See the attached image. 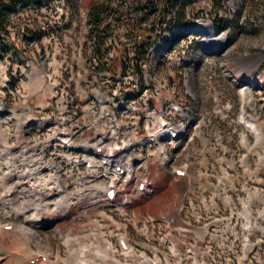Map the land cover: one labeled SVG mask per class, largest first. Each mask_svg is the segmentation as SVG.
<instances>
[{
	"label": "rangeland",
	"instance_id": "1",
	"mask_svg": "<svg viewBox=\"0 0 264 264\" xmlns=\"http://www.w3.org/2000/svg\"><path fill=\"white\" fill-rule=\"evenodd\" d=\"M146 2L149 1L40 0L36 5L27 2V6L10 12L4 33L9 53L0 55V140L17 144L25 139L35 156H41L38 151L41 136L35 130L42 128L48 117L53 118L62 105L71 110L68 114L75 125L74 137L82 135L87 115L79 114L81 104L76 96L81 89L89 104L97 95L115 93L108 107L116 117L121 113L122 100L135 107H143L145 101L155 113L160 108L165 114L170 111L173 120H178L172 112L177 106L186 116L181 121L183 135L176 138L179 147L167 148L171 161L162 165L161 172L155 170L162 168L158 161V165H153L146 146L140 144L139 154L150 166V175L145 176L139 166H134V176L136 180L146 177L149 192L138 196L134 185H126L122 193L131 203L124 206V211L100 203L83 213L74 194L63 198L60 209L55 208V197L45 199V215L41 217L45 222L31 229L49 240L52 250L46 254L43 253L46 244L44 248L42 242L41 246L33 240H24L18 229L28 224L25 218L31 216L25 215L30 210L25 208H29L31 200L29 203L27 197H22L25 204L20 202L18 206L26 214L17 217L1 205L0 225H14L17 230L8 232L25 245L22 252L18 248L3 250L11 256L8 264H23L22 255L28 256L24 264H29L38 253L46 255L48 264H64L62 260L68 252L79 244L78 248L94 246L93 251L87 252L90 264H138L137 256L142 253L151 261L159 256L164 261L170 258L171 264H189L186 250L191 245L197 257L193 264H264V0H195L182 11L181 22L174 15L161 17L159 9H144ZM97 22H100L98 29ZM192 23L196 27L202 25L203 32ZM128 26L132 28L129 30ZM137 27L148 33V39L144 35L143 40L139 37L135 40L133 30ZM182 27L188 31L186 34H182ZM204 31H208L206 38ZM219 35L225 41L221 48L215 37ZM101 59L107 64L114 62L116 73L121 72L112 78L99 65ZM243 66L247 68L243 76L257 80L250 86L247 81L235 84L229 77L230 70L236 73ZM70 68L73 77L68 75ZM184 76H189L190 94L182 86ZM243 87L250 88V103L244 113L247 118L253 117L251 124L261 128L258 139L238 121L241 110L238 93ZM121 88L128 90V94L119 93ZM10 111L18 115L15 121L10 118ZM144 112H129L125 117L132 119L139 115L135 135L146 133ZM1 158L0 171H3L5 159ZM179 166L187 174L192 173L190 180L196 182L183 185V194L169 172ZM217 174H227L220 186L213 181ZM67 183L71 191L72 184L69 180ZM226 196L231 200L229 205L225 204ZM57 212L64 216L49 221ZM222 214L231 223L221 231L207 229L205 235L200 232L204 235L202 241H195L190 232L183 231L186 225L194 223L204 231V226L213 227L215 218ZM119 234L127 236V243L135 253L131 257L121 254ZM77 235L81 240L74 243L66 239ZM107 240L118 250L105 261L94 251L95 246H103ZM12 242L7 241V245ZM171 247L179 252L178 260L170 255ZM163 260L161 264H165Z\"/></svg>",
	"mask_w": 264,
	"mask_h": 264
},
{
	"label": "bare ground",
	"instance_id": "2",
	"mask_svg": "<svg viewBox=\"0 0 264 264\" xmlns=\"http://www.w3.org/2000/svg\"><path fill=\"white\" fill-rule=\"evenodd\" d=\"M197 25H199V23L197 24ZM208 26H210L209 25V23L207 24ZM211 35H213L214 36V34L211 32ZM204 39V38H203ZM213 39V38H212ZM216 41L218 42L217 43V45H218V47L219 48H221V47H223L224 45H225V41H224V36H218V37H216ZM256 61V60H255ZM246 72H247V68L245 67V66H243L242 67V69H240V70H238L236 73H233V77H232V81L236 84V83H241L243 80L244 81H247L248 82V85L250 86V85H252L253 83H255L257 80L256 79H252V78H250V79H247L246 78V76H243V75H245L246 74ZM230 78H231V76H229ZM262 77L264 78V75H262ZM262 80V79H261ZM243 83V82H242ZM239 95L240 96H242V95H244L245 96V101L244 102H242V105H241V108L243 109V108H245L246 109V104L247 105H249V103H250V97H251V92H250V88L249 87H244V88H242L241 90H239ZM249 117V116H248ZM252 120H253V117L251 116L250 118H248V121H251L252 122ZM15 121V120H14ZM254 122V121H253ZM180 128H182L183 129V125H181V126H179ZM247 131H248V129H247ZM249 131H251L252 133H253V135H255L254 137H256L257 139L258 138H260V136L262 135V130H261V128L258 126V124H251V128H249ZM2 133V132H1ZM163 132L161 131V132H159V135H160V137L163 139L164 137H163ZM137 139H133L132 140V143H134L135 141H136ZM1 151V150H0ZM159 152L161 153V155H162V158H161V160H166V155H165V149L164 148H161L160 150H159ZM0 157H3V158H1V159H5V161H4V167L3 168H5V171H0V182H2V181H5V180H7L8 181V179H11V178H14V177H16L18 174H17V171L18 170H16V169H14V168H12V167H10L9 165H8V163L9 164H11L10 162H12V159H11V157H9V155H8V152H6V154H5V156H0ZM160 171L161 170H164V167L162 166V168H160L159 169ZM172 177H173V175H172ZM175 180V179H174ZM139 181V180H138ZM6 183H9V182H6ZM6 183H1L0 184V191L2 192V191H5L6 189H4V188H2L1 189V187L2 186H4V184H6ZM174 183H175V185L176 184H181V181L180 180H178V181H174ZM30 184H32V189H33V191H29L30 193H28V191H27V193L26 192H22L20 189H17V194H16V196H13V199H12V201L14 202V205H17L18 206V204L22 201V197L23 196H25V197H27V199H26V201H28L29 203H30V200H31V198H32V200H31V204L30 205H27V206H29L32 210H33V213H32V215H30L31 217H29V218H25V220H27L28 221V223H29V225H30V227H23V226H20V227H18V229H19V231H21L22 232V234L25 236V238H24V240L26 239L27 241H31V240H33L34 242H35V244H41V242H42V244H43V246H44V248H45V244L47 245V249L45 248V252H43V253H45L46 254V252L48 251V252H50V250H52L49 246H48V244H49V240L45 237V236H41L40 234H38V232H36V231H33L32 229H31V226H36V227H38L39 225H43L44 224V222L45 221H42V219H41V217H43L42 215H45L44 214V212H45V210H44V212H43V205H42V203H41V201H33V196H34V194H35V190H36V188H37V184L36 183H30ZM138 184V183H137ZM145 186V185H144ZM146 188V187H145ZM174 188V187H173ZM146 190H147V188H146ZM0 192V193H1ZM31 193H33L32 194V197L31 196H29ZM31 197V198H30ZM67 197V196H66ZM148 197V196H147ZM24 198V197H23ZM93 198H95V197H87L86 199H85V201L86 200H89V199H93ZM139 198V197H138ZM30 199V200H29ZM9 200H11L10 198H2L1 199V201H0V203H1V205L4 207L5 206V201L7 202V201H9ZM65 200V199H64ZM64 200H63V202H64ZM23 204H25V202H21V205H23ZM129 205V204H128ZM164 205H166L165 203H164ZM163 205V206H164ZM97 206V205H96ZM20 207V209H22V210H19V209H17V208H15V209H13V213L14 214H16V215H24V213H25V211H24V208L23 207H21V206H19ZM93 207H95V206H91V208H93ZM89 209V208H88ZM124 207L123 206H120V210H122V211H124ZM90 210V209H89ZM85 211V210H84ZM84 211H83V213H84ZM76 213H79V212H76ZM88 213H89V211H88ZM53 214V213H52ZM48 215H50L49 213H48ZM64 216V214H62V213H55V215H53V217L51 218L50 216H46L47 218H51L49 221H52V220H57V219H61L62 217ZM73 216V215H72ZM5 225V224H4ZM4 225H0V264H8L10 261H9V259L11 258V256H9V255H6L5 253H3V250L4 249H6L7 250V248H9V250H10V248H18V249H20V251L22 252V250H24V248H25V245H23L22 243H23V241H20L18 238H17V236H13L10 232H8V230H5L4 228H3V226ZM26 226V225H25ZM36 229V228H35ZM32 230V231H31ZM142 232L144 233V234H146V232H145V230H142ZM8 233H10V234H8ZM20 233V232H19ZM21 234V233H20ZM27 235H29V237L27 236ZM11 237L13 238V239H11ZM19 237V236H18ZM69 237V236H68ZM66 238V239H68L69 241H79V240H81V237H79L78 235L77 236H75L73 239L72 238ZM198 237H202L201 236V234L199 233L198 234ZM117 238L118 239H120L119 240V244L121 245V247H122V250H121V254L123 255V254H125V256H128V257H131L133 254H135L134 253V250H133V248L127 243V236L126 235H117ZM10 240V242H11V240L13 241V242H15V243H13L12 242V244H11V246H8L7 245V241H9ZM108 241V240H107ZM97 242V241H96ZM109 242V241H108ZM106 242L105 241V244L103 245V246H101V244H99V245H97V246H95V248H96V251H94V253H95V255L99 258V259H102V260H107V258L108 257H110V256H112L113 254H114V256H115V253H116V251L118 250L111 242ZM74 243V242H73ZM81 243V242H80ZM100 243V242H99ZM42 244H41V246H42ZM78 244V243H77ZM95 244V243H94ZM10 245V244H9ZM80 245V244H79ZM78 245V246H79ZM84 245V244H83ZM8 246V247H7ZM78 246L77 247H75L74 249H72V251L71 252H68V256L65 258V260H62V262L64 263V264H88V259H87V252H89V250H92L93 251V248H94V246H89V245H84V246H80L79 248H78ZM27 247V246H26ZM91 247H93V248H91ZM43 248V247H42ZM43 250V249H42ZM8 252H10V251H8ZM12 252V251H11ZM10 254V253H9ZM16 254V253H15ZM171 255L172 256H174V258L175 259H179V257H180V254H179V252H177L174 248L171 250ZM42 256V255H41ZM95 256V257H96ZM22 257H24V259L22 260V261H24V262H26L25 260H27L28 259V256L27 255H22ZM30 257V256H29ZM14 258H17L16 256L14 257ZM34 258H36L37 260H36V262H35V264H48V259H47V257H46V255H44L43 256V258H40V256L39 255H35V256H33V257H31V259H34ZM124 258V257H123ZM127 258V257H126ZM20 258H18L17 260H19ZM137 259H139L138 260V264H161V260H160V258H158V257H156L154 260H150V258H148L144 253H142V254H139L138 256H137ZM118 261V260H117ZM21 262V261H20ZM24 262H23V264H24ZM27 263V262H26ZM117 263H120L119 261L117 262Z\"/></svg>",
	"mask_w": 264,
	"mask_h": 264
},
{
	"label": "trees",
	"instance_id": "3",
	"mask_svg": "<svg viewBox=\"0 0 264 264\" xmlns=\"http://www.w3.org/2000/svg\"><path fill=\"white\" fill-rule=\"evenodd\" d=\"M26 1L30 2V3L40 2V0H26ZM148 1L149 2H146V4H144L145 5L144 7H143V5L141 7H143L144 9H148V11H155V10L159 9V11L161 13V17H165L166 15H171V16L174 15L175 19L178 22H180V18H182V16H181L182 11H184V9L189 4L194 2L195 0H148ZM9 14H10V9L7 8L2 1H0V33L7 32L6 28L9 25V23L7 21V19L9 18ZM96 24H97L96 29H98V27L100 26V22L99 23L97 22ZM104 27H106V26H104ZM131 28H132L131 26H128L129 30ZM141 32H142V34H140ZM133 33L135 36V40H136V37H139V39L143 40L144 35L148 39V33H146L144 30H141L140 27L134 28ZM141 52L144 53V50H142V48H141ZM99 65L103 69L108 70L110 72L115 73L117 71L115 69L116 67L115 68L113 67V66H115L114 62L107 64L104 60L101 59V60H99ZM136 70H137V72H140L139 68H136Z\"/></svg>",
	"mask_w": 264,
	"mask_h": 264
},
{
	"label": "built area",
	"instance_id": "4",
	"mask_svg": "<svg viewBox=\"0 0 264 264\" xmlns=\"http://www.w3.org/2000/svg\"><path fill=\"white\" fill-rule=\"evenodd\" d=\"M10 4H11L10 0H6L4 5L5 6H10ZM25 4L26 3L24 2V0H20L19 3L17 4L16 8L25 7L26 6ZM27 37H29V36L27 35ZM1 44H7V40L4 39V34L3 33H0V45Z\"/></svg>",
	"mask_w": 264,
	"mask_h": 264
},
{
	"label": "crops",
	"instance_id": "5",
	"mask_svg": "<svg viewBox=\"0 0 264 264\" xmlns=\"http://www.w3.org/2000/svg\"><path fill=\"white\" fill-rule=\"evenodd\" d=\"M196 183V182H195ZM178 188H180L181 190H182V187L181 186H179Z\"/></svg>",
	"mask_w": 264,
	"mask_h": 264
}]
</instances>
